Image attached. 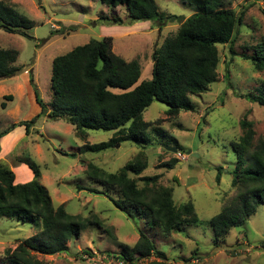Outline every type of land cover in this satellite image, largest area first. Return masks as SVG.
Returning a JSON list of instances; mask_svg holds the SVG:
<instances>
[{
    "label": "rangeland",
    "instance_id": "rangeland-1",
    "mask_svg": "<svg viewBox=\"0 0 264 264\" xmlns=\"http://www.w3.org/2000/svg\"><path fill=\"white\" fill-rule=\"evenodd\" d=\"M3 1L15 4L30 20L31 27L27 32L32 38L0 28V48L15 49L18 52L16 65L20 67L15 76L0 80V103L5 96L11 95L21 106V111L13 109L8 113H2L0 107V131L9 126L17 127V123L39 115L34 126L25 132L26 138L15 148L13 158L17 161V173L21 172L26 179L29 169L32 171L30 165H38L41 184L48 190L53 206L62 204L71 215L97 218L114 236L112 238L97 224H91L81 230L78 238L68 241L67 252L37 254L36 258L42 264H101L100 258L119 253L123 243L131 246L138 238V231L143 230L165 253L166 264H264V204L258 205L242 225L231 228L218 247L213 244L209 223V219L238 191L231 182L236 161L232 143L242 134L239 120L246 115L252 123L253 144L264 132V108L237 96L258 86L264 72L258 73L250 61L238 55L232 58L229 44L218 45L216 81L209 85L207 92L191 97L196 104L194 112L181 111L177 117L169 118L167 106L153 101L142 114L144 120L153 123L147 131L151 139L149 145L143 148L122 141L117 142L118 146L116 143V146L97 153L80 154L77 149L80 142L73 126L62 119L50 120L40 113V105L26 83L28 76L32 74L48 110L53 97L50 87L52 59L90 39L111 36L113 52L127 61H138L139 81L149 79L153 49L159 47L165 37L173 35L179 23L167 22L160 28L158 23L151 21L114 23L102 18L112 15V11L99 0ZM155 1L160 11L183 18L198 10L196 0ZM215 1L219 7L233 9L236 13L243 11L242 22L236 26L231 45L237 54H251L253 47L264 41V0ZM114 12L123 18L126 16L120 7ZM71 26L75 29L68 30ZM87 131L89 143L114 137L113 131ZM163 145L175 146L185 155L190 150L195 155H186L181 160L176 153L164 150ZM63 152L76 155L68 156ZM140 153L147 157L142 175L160 174L158 183L173 190L172 196L178 206L188 201L192 203L198 223H184L180 230L163 237L138 214L128 217L114 205L111 198L120 197L115 188L90 180L80 169L81 165L92 162L108 172H115ZM171 159L176 161L170 168L162 166ZM218 171L219 180L216 179ZM78 185L105 193L78 190ZM138 186L142 183L138 182ZM36 232L30 223L0 217V264L9 263L3 253L6 248L13 249L19 241ZM235 248L237 254L232 251ZM85 252H90L91 256ZM153 257L140 259L135 264H150Z\"/></svg>",
    "mask_w": 264,
    "mask_h": 264
},
{
    "label": "trees",
    "instance_id": "trees-1",
    "mask_svg": "<svg viewBox=\"0 0 264 264\" xmlns=\"http://www.w3.org/2000/svg\"><path fill=\"white\" fill-rule=\"evenodd\" d=\"M99 1L112 11V15L102 18L114 23L151 21L158 23L160 28L167 22H177L179 26L173 35L165 37L160 46L153 49L149 79L139 81L141 70L138 61H127L113 52L111 36L90 39L52 59L50 87L53 97L48 110L32 74L28 76L26 83L40 105V113L50 120L62 119L73 126L77 136L83 140L77 148L80 154L97 153L122 141H130L143 148L149 145L151 139L147 131L153 123L144 120L142 114L153 101L167 106L166 115L169 118L177 117L181 111L194 112L196 104L191 97L207 92L209 85L216 81L218 45L229 44L232 58L238 55L250 61L258 73L264 72V41L255 45L251 54H237L231 45L236 26L242 22L243 11L236 13L233 9L219 7L215 0H196L198 10L183 18L160 11L155 0ZM116 7L123 9L125 18L114 12ZM30 27V20L19 12L15 4L0 0L2 30L32 38L27 32ZM74 29L68 27V30ZM17 56L15 49L0 48V80L13 77L20 70L16 65ZM226 78L229 80L228 74ZM237 96L264 108V78L252 91ZM5 100L0 103L1 109L12 102V96H5ZM37 117L39 115L17 124L24 125L28 133ZM239 125L242 134L232 143L236 161L231 182L238 191L221 211L209 219L216 247L224 241L231 228L242 225L258 205L264 204V132L253 144L255 133L246 115L239 120ZM10 129L12 126L0 131V137ZM87 130L113 131L114 137L89 143L86 141ZM174 161L171 159L162 166L170 168ZM83 165L84 173L90 180L116 189L120 197L111 200L118 209L126 212L128 217L138 214L163 237L180 230L184 223L199 222L190 201L178 206L172 196L173 190L158 183L160 174L142 175L147 166L146 154H138L115 172H108L92 162ZM30 168L33 178L18 183L12 169L0 162V217L30 223L37 229L13 249L4 250L8 264H42L36 258L37 254L65 253L68 241L78 238L81 230L91 224H97L114 237L110 228L99 219L71 215L62 204L53 206L48 190L39 181L38 165H30ZM219 178L220 171L216 176L217 180ZM138 182L142 186H138ZM77 189L105 193L79 185ZM232 251L237 254L236 248ZM85 253L91 256L90 252ZM107 256L126 264H135L140 259L154 256L153 259L156 258L150 264H166L165 253L143 230L138 231V238L131 246L123 243L119 253Z\"/></svg>",
    "mask_w": 264,
    "mask_h": 264
},
{
    "label": "crops",
    "instance_id": "crops-1",
    "mask_svg": "<svg viewBox=\"0 0 264 264\" xmlns=\"http://www.w3.org/2000/svg\"><path fill=\"white\" fill-rule=\"evenodd\" d=\"M17 105H18V100L13 99L11 103H8L7 106L4 109H2V113H8L13 109L21 111V106L20 105L17 106ZM22 126L23 125H17V127L12 128L6 134H4L3 136L0 137V162H3L10 169H12V171L15 173V182H18V183H23V182L29 181L33 177V173L30 169L28 171L29 175L26 179H24V177H22L21 172L17 173L18 168H16V166H15V163H17V161H15V158H13V156H15L14 155L15 148H17L19 146L18 144L26 138L25 137V128H24V126L23 127ZM87 135H88V133H87ZM75 136L78 138V140L80 142L79 146L81 144H83V140H81L77 135H75ZM87 138L88 137H86V140H87ZM25 144L26 143H24V147H25ZM9 158L10 159L12 158V159L10 160ZM5 159H7L8 162H4L3 160H5ZM80 169H81V171L84 172V165H81ZM41 179H42V177H41V172H40V178H39L40 183H42Z\"/></svg>",
    "mask_w": 264,
    "mask_h": 264
},
{
    "label": "built area",
    "instance_id": "built-area-1",
    "mask_svg": "<svg viewBox=\"0 0 264 264\" xmlns=\"http://www.w3.org/2000/svg\"><path fill=\"white\" fill-rule=\"evenodd\" d=\"M176 156L181 159L184 160L186 158V155L180 151L176 152ZM264 243V240H263ZM264 246V244H263ZM147 259V258H144ZM101 264H126L124 261L120 260V259H116L112 256H104L103 258H100L99 261Z\"/></svg>",
    "mask_w": 264,
    "mask_h": 264
},
{
    "label": "water",
    "instance_id": "water-1",
    "mask_svg": "<svg viewBox=\"0 0 264 264\" xmlns=\"http://www.w3.org/2000/svg\"><path fill=\"white\" fill-rule=\"evenodd\" d=\"M115 146H116V144H115ZM117 146H118V143H117ZM162 148L164 150L168 151V152H171V153H176L178 151L175 146H166V145H163ZM186 155H193L194 156L195 154L194 153H191V151L188 150L186 152Z\"/></svg>",
    "mask_w": 264,
    "mask_h": 264
},
{
    "label": "bare ground",
    "instance_id": "bare-ground-1",
    "mask_svg": "<svg viewBox=\"0 0 264 264\" xmlns=\"http://www.w3.org/2000/svg\"><path fill=\"white\" fill-rule=\"evenodd\" d=\"M13 137V136H12ZM11 138V137H10ZM9 140V139H8ZM5 142V141H4Z\"/></svg>",
    "mask_w": 264,
    "mask_h": 264
}]
</instances>
